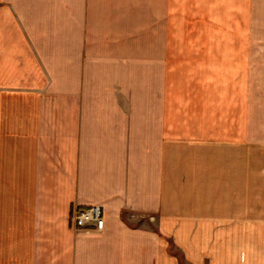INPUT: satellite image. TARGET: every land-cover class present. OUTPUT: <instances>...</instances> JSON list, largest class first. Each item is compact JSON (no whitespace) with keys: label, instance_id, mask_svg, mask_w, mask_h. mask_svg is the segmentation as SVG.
I'll list each match as a JSON object with an SVG mask.
<instances>
[{"label":"crops","instance_id":"0c3cea01","mask_svg":"<svg viewBox=\"0 0 264 264\" xmlns=\"http://www.w3.org/2000/svg\"><path fill=\"white\" fill-rule=\"evenodd\" d=\"M263 20L264 0H0V264H264L241 229L264 225L257 157L219 133L243 92L256 127ZM178 66L204 67L184 94ZM92 206L104 230L77 231Z\"/></svg>","mask_w":264,"mask_h":264},{"label":"rangeland","instance_id":"374dc122","mask_svg":"<svg viewBox=\"0 0 264 264\" xmlns=\"http://www.w3.org/2000/svg\"><path fill=\"white\" fill-rule=\"evenodd\" d=\"M264 22V20H263ZM264 30V23L262 26ZM259 40L264 41V32L259 35ZM204 67H186V66H178L177 67V74H178V89L185 93L187 86L190 83L186 82L187 74H192L195 72H201ZM209 69H220L221 67H205ZM228 67L225 69L227 70ZM244 68V67H242ZM212 78V77H211ZM263 78V77H262ZM259 93H258V104L255 107L256 111V126L253 129H250L248 126V114L246 108V99L244 97V92L242 94V98L239 100L234 97L225 98L226 108H224L223 116L227 122L231 123L226 129H220L219 133L225 136L226 138L232 139H239L242 142L243 149L241 151L242 154H252L257 157L256 161H253V164L256 165V171L259 175V191L257 194H244L243 195V202H249L251 204H258L259 210L257 211L258 214V221L262 222L264 220V81H259ZM198 83H193L192 86L196 88ZM243 89H246L245 84L242 83ZM262 87V88H261ZM186 88V89H185ZM240 90L239 86L235 88ZM242 90V88H241ZM224 101L223 99H221ZM239 101L241 103H239ZM221 102V101H220ZM238 127V128H237ZM241 229L243 232H251L258 235L262 242H259L261 246L264 245V225H257V226H242Z\"/></svg>","mask_w":264,"mask_h":264},{"label":"built area","instance_id":"2783aa9c","mask_svg":"<svg viewBox=\"0 0 264 264\" xmlns=\"http://www.w3.org/2000/svg\"><path fill=\"white\" fill-rule=\"evenodd\" d=\"M72 221L77 231L101 232L104 230L106 224L103 210L97 206L87 208L75 207Z\"/></svg>","mask_w":264,"mask_h":264}]
</instances>
